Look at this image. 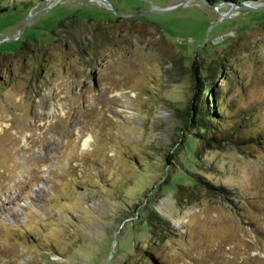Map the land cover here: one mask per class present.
Wrapping results in <instances>:
<instances>
[{"label": "rangeland", "instance_id": "1", "mask_svg": "<svg viewBox=\"0 0 264 264\" xmlns=\"http://www.w3.org/2000/svg\"><path fill=\"white\" fill-rule=\"evenodd\" d=\"M214 2L0 0V264H264V0Z\"/></svg>", "mask_w": 264, "mask_h": 264}, {"label": "trees", "instance_id": "2", "mask_svg": "<svg viewBox=\"0 0 264 264\" xmlns=\"http://www.w3.org/2000/svg\"><path fill=\"white\" fill-rule=\"evenodd\" d=\"M209 2L215 3L213 0H208ZM230 3H248V2H258L261 0H225ZM197 64L195 65L194 68V74H195V82H196V90L198 94H201L200 97V107L194 106L192 108V113L197 114V119H192V116L189 118L191 121V125L193 127H200L201 129L204 130L206 134H209L213 139L216 141H220V138L223 133V122L225 120V113L227 109H225L224 104L222 103L218 97L217 92L212 93L211 89L209 86L205 85V81L199 76L198 69H197ZM212 74L208 75L205 77V80H208L211 77ZM208 95V98L206 99V95ZM232 135L237 134L236 130H231ZM222 134V135H220ZM201 137V135L199 136ZM205 137V136H204ZM201 137V138H204ZM210 137V139H211ZM232 139V136L230 137ZM208 139V138H205ZM229 139V138H228ZM227 139V140H228ZM230 140V139H229ZM245 141L238 138L237 139V144L243 145ZM235 143V142H234ZM236 144V143H235ZM208 188V192L211 194H216L217 192L223 193L225 190L223 188H214L213 186L206 185ZM182 190L185 191L182 192L180 195H184L185 198H189L194 196L193 192H188L186 188L181 187ZM187 191V192H186ZM219 195V194H218ZM147 221L149 223L150 229H151V234L152 237L155 241L157 242H163L167 240L168 238L172 237L175 234V230L171 224V222L162 216H160L157 212L155 211H150Z\"/></svg>", "mask_w": 264, "mask_h": 264}, {"label": "water", "instance_id": "3", "mask_svg": "<svg viewBox=\"0 0 264 264\" xmlns=\"http://www.w3.org/2000/svg\"><path fill=\"white\" fill-rule=\"evenodd\" d=\"M183 4H181V6H182ZM217 4H215V5H213V6H216ZM233 5V7H234V5H237V6H241V7H247V8H249V6L247 5V4H235V3H233L232 4ZM253 9V8H252ZM168 10H171V9H168Z\"/></svg>", "mask_w": 264, "mask_h": 264}]
</instances>
